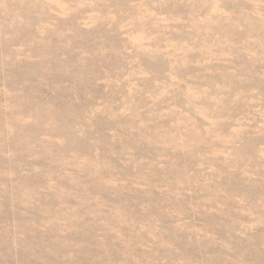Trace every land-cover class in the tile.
Listing matches in <instances>:
<instances>
[{
	"label": "rangeland",
	"instance_id": "374dc122",
	"mask_svg": "<svg viewBox=\"0 0 264 264\" xmlns=\"http://www.w3.org/2000/svg\"><path fill=\"white\" fill-rule=\"evenodd\" d=\"M0 264H264V0H0Z\"/></svg>",
	"mask_w": 264,
	"mask_h": 264
}]
</instances>
